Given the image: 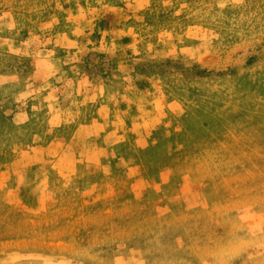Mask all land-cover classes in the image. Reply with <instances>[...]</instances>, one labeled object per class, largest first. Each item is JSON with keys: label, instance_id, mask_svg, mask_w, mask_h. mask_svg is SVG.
<instances>
[{"label": "rangeland", "instance_id": "obj_1", "mask_svg": "<svg viewBox=\"0 0 264 264\" xmlns=\"http://www.w3.org/2000/svg\"><path fill=\"white\" fill-rule=\"evenodd\" d=\"M0 264H264V0H0Z\"/></svg>", "mask_w": 264, "mask_h": 264}]
</instances>
